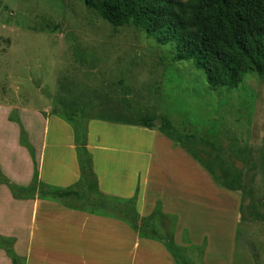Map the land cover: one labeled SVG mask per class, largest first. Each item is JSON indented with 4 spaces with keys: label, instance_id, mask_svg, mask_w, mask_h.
<instances>
[{
    "label": "rangeland",
    "instance_id": "374dc122",
    "mask_svg": "<svg viewBox=\"0 0 264 264\" xmlns=\"http://www.w3.org/2000/svg\"><path fill=\"white\" fill-rule=\"evenodd\" d=\"M174 52L134 25L111 24L83 0H0V236L14 240L25 264H37L38 196L16 197L10 183L27 187L35 166L53 168L58 155L65 161L59 146L68 139L60 127L49 129L59 118L49 93L67 107L88 103V124L138 127L140 154L154 140L166 188L154 190L152 175L140 171L133 196L144 215L161 209L160 233H171L196 264H264V80L248 73L237 88L211 90L203 70L175 61ZM143 116L154 119L152 128L140 125ZM155 137L181 152L178 163ZM224 175L238 176L241 188L223 185ZM175 183L180 194L171 192ZM0 264H12L1 247Z\"/></svg>",
    "mask_w": 264,
    "mask_h": 264
},
{
    "label": "trees",
    "instance_id": "16d2710c",
    "mask_svg": "<svg viewBox=\"0 0 264 264\" xmlns=\"http://www.w3.org/2000/svg\"><path fill=\"white\" fill-rule=\"evenodd\" d=\"M90 8L115 26L134 25L149 36L156 35L159 44L175 48V61H190L203 70L211 90L237 88L248 73L264 80V0H83ZM56 115L68 122L75 136L80 164V180L69 187H55L38 180L35 166L33 182L27 187L10 183L16 197L34 199H65L71 208L125 220L141 237L156 239L164 244L176 264H196L187 248L177 244L171 233L161 234L158 220L164 213L158 207L152 215L141 217L136 209L137 193L130 199H119L122 204H111L113 198L98 191L92 154L87 148L88 103L67 107L65 99L48 94ZM141 126L152 128L154 119L143 116ZM163 129H170L164 123ZM23 143L31 149L22 132ZM220 178V177H219ZM227 187L240 189V178L221 176ZM87 190L83 195L80 188ZM84 200V208L70 203L71 196ZM68 199V200H66ZM84 202V201H83ZM82 202V203H83ZM174 218V216H172ZM0 247L5 249L12 264H25L14 250V240L0 236Z\"/></svg>",
    "mask_w": 264,
    "mask_h": 264
},
{
    "label": "crops",
    "instance_id": "0c3cea01",
    "mask_svg": "<svg viewBox=\"0 0 264 264\" xmlns=\"http://www.w3.org/2000/svg\"><path fill=\"white\" fill-rule=\"evenodd\" d=\"M54 117L49 122V129L51 124L54 130L60 127L62 132L59 135H65L68 139L64 141L63 146H59L65 147V157H62L65 161L60 164L57 161L60 158L58 155L53 168L47 170L43 167L45 161L40 162L39 177L45 173L46 184H61L69 187L77 183L81 176V170L76 161L75 136L68 122L60 117L55 119ZM113 128L118 135L115 140L110 138L112 135L109 133ZM54 130H48L47 135L52 131L53 137H51L56 140ZM144 130L150 132L148 129ZM136 132L138 127L133 125L98 120H92L88 124L87 148L92 154L98 191L108 197L114 196L111 197L113 198L111 204H122L116 200L117 198L133 197L140 171L148 177L152 175L154 190L166 188L163 185L166 183V174L162 167L165 163L158 158L160 151L154 146L152 139L153 146L150 147V152L140 154L139 138L135 135ZM155 141L164 143L167 154L169 152L173 158H178L177 163L179 162V157L183 155L172 146L171 141L158 137H155ZM64 164H66L65 167ZM158 182H161V185ZM179 186L175 183L171 192L177 193L178 190L180 194L182 190ZM156 199L154 198L155 203ZM68 201L77 207L84 208L79 200ZM61 202L38 197L32 203L36 232L34 253L37 264L40 262L43 264H176L168 250L165 251L162 243L141 237L138 232L116 216L106 215L100 210L90 213L74 209L66 205V201ZM141 202V197L137 196V212L142 218L148 217L140 210ZM39 219L41 221L37 225Z\"/></svg>",
    "mask_w": 264,
    "mask_h": 264
}]
</instances>
